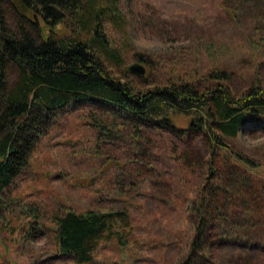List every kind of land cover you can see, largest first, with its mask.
Here are the masks:
<instances>
[{
	"label": "rangeland",
	"instance_id": "obj_1",
	"mask_svg": "<svg viewBox=\"0 0 264 264\" xmlns=\"http://www.w3.org/2000/svg\"><path fill=\"white\" fill-rule=\"evenodd\" d=\"M94 7H105L99 21L120 59L103 51L105 68L137 88L191 74L203 83L219 69L236 94L264 81V0H95ZM5 11L14 27L18 15L8 5ZM75 16L68 11L56 30L77 34ZM99 21L90 20L91 30ZM137 65L144 74L130 69ZM17 74L11 64V82ZM175 119L178 127L190 122L181 114ZM45 125L29 163L0 192V264H181L211 166L212 180L237 182L238 190L226 197L220 191L217 213L208 201L203 207L212 219L205 264H264V147L243 146L245 136H264V128L249 125L237 136L215 129L224 144L213 147L202 131L191 130L186 140L87 102L65 107ZM245 158L253 163L242 165ZM89 209L122 212V241L107 233L94 259L78 263L57 249L55 216Z\"/></svg>",
	"mask_w": 264,
	"mask_h": 264
},
{
	"label": "trees",
	"instance_id": "obj_2",
	"mask_svg": "<svg viewBox=\"0 0 264 264\" xmlns=\"http://www.w3.org/2000/svg\"><path fill=\"white\" fill-rule=\"evenodd\" d=\"M88 3L86 11L83 7ZM88 3L84 5V0H0V192L29 163L31 150L43 136L46 122L65 107L79 102L110 107L113 116L126 121L181 132L186 140L191 130L202 131L209 136L213 147L219 142L224 144L215 129L226 136H237L249 125L264 128L261 78L236 94L224 69L209 72L203 83L191 74L150 89L137 88L130 80L110 73L100 53L108 51L120 59L116 51L109 50V38L99 21L105 7L96 11L95 0ZM7 5L18 15L14 27L8 24ZM71 10L76 14L78 33L62 35L56 27ZM92 18L99 22L91 30ZM83 30L90 33L89 38L81 36ZM11 64L18 68L13 82ZM179 114L190 119L188 127L177 126L175 118ZM247 161L250 160L245 158L240 163ZM214 169L211 166L200 192V217L189 252L181 264L209 261L205 255L211 243L212 219L203 207L206 201L215 207L220 191L226 197L231 189L238 190L237 182H223L221 177V182L212 180ZM122 214L89 209L69 210L55 216L58 251L73 256L78 263L91 262L105 234L115 235L122 241V233L116 229L118 216ZM218 215L214 220L220 222Z\"/></svg>",
	"mask_w": 264,
	"mask_h": 264
},
{
	"label": "clouds",
	"instance_id": "obj_3",
	"mask_svg": "<svg viewBox=\"0 0 264 264\" xmlns=\"http://www.w3.org/2000/svg\"><path fill=\"white\" fill-rule=\"evenodd\" d=\"M243 146L244 148L250 151L264 147V136H260V137L245 136L243 141Z\"/></svg>",
	"mask_w": 264,
	"mask_h": 264
},
{
	"label": "water",
	"instance_id": "obj_4",
	"mask_svg": "<svg viewBox=\"0 0 264 264\" xmlns=\"http://www.w3.org/2000/svg\"><path fill=\"white\" fill-rule=\"evenodd\" d=\"M130 69L132 71H135V72L139 73V74H144V72H145V69L142 66H140V65L132 66Z\"/></svg>",
	"mask_w": 264,
	"mask_h": 264
}]
</instances>
